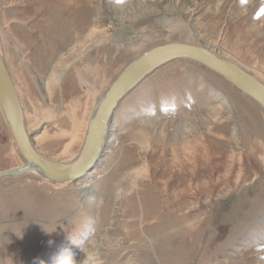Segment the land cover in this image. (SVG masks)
I'll use <instances>...</instances> for the list:
<instances>
[{
    "label": "rangeland",
    "instance_id": "1",
    "mask_svg": "<svg viewBox=\"0 0 264 264\" xmlns=\"http://www.w3.org/2000/svg\"><path fill=\"white\" fill-rule=\"evenodd\" d=\"M75 1L63 22L46 0L0 1V31L10 47L25 44L17 50L20 63L27 59L28 99L46 117L30 138L50 159L79 151L83 125L104 87L158 43L209 46L264 83V0ZM48 9L67 30L63 44L61 31L44 24L29 35L30 24ZM39 40L51 48L45 59ZM54 59H63L62 83L74 81L76 91L62 92L59 81L46 85ZM76 68L83 71L79 86ZM72 99L83 123L65 132L58 115L45 111L61 112ZM109 129L86 177L59 185L32 172L0 177V264H53L65 249L74 264H264V113L253 102L219 75L176 59L127 93ZM21 164L0 110V171ZM163 183L167 194L188 188L187 209H172L170 216L193 237L177 239L174 228L141 220Z\"/></svg>",
    "mask_w": 264,
    "mask_h": 264
},
{
    "label": "water",
    "instance_id": "2",
    "mask_svg": "<svg viewBox=\"0 0 264 264\" xmlns=\"http://www.w3.org/2000/svg\"><path fill=\"white\" fill-rule=\"evenodd\" d=\"M176 59L195 62L219 75L264 113V83L252 73L209 46L182 40L166 41L149 47L123 68L92 107L77 157L69 163L57 162L41 156L34 148L17 93L0 56V110L23 162L19 167L0 171V177L35 171L41 178L58 185L79 179L97 162L119 102L152 71Z\"/></svg>",
    "mask_w": 264,
    "mask_h": 264
},
{
    "label": "bare ground",
    "instance_id": "3",
    "mask_svg": "<svg viewBox=\"0 0 264 264\" xmlns=\"http://www.w3.org/2000/svg\"><path fill=\"white\" fill-rule=\"evenodd\" d=\"M1 1V0H0ZM40 1H44V0H40ZM47 2L49 3H53L55 4V11L57 12V15L55 17H62L63 19L60 21V22H63L65 19L69 20L71 17H72V14H69V9H70V6L72 4H74L75 2L77 1H73V0H46ZM66 3H65V2ZM73 1V3H72ZM48 3V4H49ZM46 4V3H45ZM52 5V4H51ZM81 6V5H80ZM52 7V6H51ZM1 10V9H0ZM62 10H65L66 12L62 11ZM54 11V12H55ZM68 12V13H67ZM68 14L71 15L70 17H68ZM48 15V16H47ZM51 15V11L50 9H48L47 13L45 14L44 18H41L39 20H35L33 21L30 26H29V29H30V36H35V32L38 33V29L40 28V26L42 24H44V26H48L49 28H52L51 31L53 30H60L61 31V35L60 37L63 38L62 41L60 42V44H63L65 37L67 34L65 33L67 30L66 29H62L61 26L57 25L54 23L53 21V17H49ZM68 17V18H67ZM66 20V21H67ZM61 25V24H60ZM64 26V25H63ZM43 27V26H42ZM41 27V28H42ZM40 30V29H39ZM183 30V29H182ZM259 30V29H258ZM48 31L50 32V29H48ZM181 31L179 30V33ZM32 33H34L35 35H33ZM260 34V33H259ZM259 34H258V37H259ZM256 37V36H255ZM9 41L11 40H8V36L7 38L5 37L4 35V31L1 32L0 31V56L3 60V62L5 63V66L7 68V71H9L8 73L10 74L9 76H11L10 78L12 79V83H13V86L15 88V91H18L19 94L21 95V97L24 99V102H25V106H26V109L27 110H23V106H22V110H23V114H24V120H25V127H26V130H27V133L29 134L30 133V130L32 129H36L39 124L41 123V120L45 117L43 116L42 114V111L40 109V107L38 105H35L36 103L32 104L30 103L29 99H28V94H27V90H28V87H27V59L23 58L21 63L19 62V59H21L18 55V50L17 49H21L22 50L24 49L25 50V44H22V46H20L19 48H16L14 47L13 45L10 47V44H9ZM170 41V40H169ZM185 41H188V40H185ZM191 42V41H189ZM159 44V43H158ZM224 45V44H223ZM44 46V43L42 40H39L37 41V50L41 53V55L43 56V58L45 59V55L47 54H50L51 53V48H43ZM259 46V45H258ZM217 47V46H216ZM219 47V46H218ZM59 48H57L58 50ZM147 49V48H146ZM37 51V52H38ZM22 52V51H21ZM57 53V51H56ZM59 53V52H58ZM69 54H71V51L69 52ZM74 54V53H73ZM57 58V57H56ZM79 58V57H78ZM65 59V58H64ZM56 60L55 64H53V68L50 70L49 72V76H47V82H46V85L48 84V82H53L55 81V84L58 83V81L60 82V90L62 92H66L67 89H69V87H75V82L74 81H71L70 79H67L65 80V85L62 83V81H64V77L65 76H62V71H58L57 68H58V65H61V63H63V59H61L60 61H58V59H54ZM90 60V59H89ZM88 64V63H87ZM88 66V65H87ZM91 67V66H90ZM85 73L84 75L85 76H88L89 73L91 71H87V68L84 67L83 68ZM82 72L81 70L77 69L75 71H73V75L75 77V81H76V84L78 82V86L80 85L79 83L84 80L83 78H81V75H82ZM257 73V72H256ZM83 76V75H82ZM57 82V83H56ZM99 82V79L96 78V82L95 83H98ZM100 83V82H99ZM107 85H110V84H107ZM108 87V86H107ZM107 87L105 88L104 87V92L106 91ZM49 88H51V85H49ZM89 88V87H87ZM77 88L75 87L74 88V91H76ZM103 92V93H104ZM17 93V92H16ZM103 93L100 95V97L103 95ZM93 94V93H92ZM18 95V94H17ZM36 96V95H35ZM100 97L98 98V100L100 99ZM19 98V96H18ZM29 98H32V96H30L29 94ZM35 99V98H34ZM37 99V98H36ZM31 100V99H30ZM97 100V101H98ZM95 101V102H97ZM34 102V101H33ZM92 102V101H91ZM39 103V102H38ZM77 103L78 101H74L73 99L67 104H65L63 110L61 112H56L55 109L53 108L52 110H47L45 111L46 113L50 114H54L53 116L55 117L56 114L58 115L56 119L57 121V126L59 128H62L65 132L66 131H69V132H72V130H76L77 128V125H78V122L80 120L77 119ZM95 105V104H94ZM93 105V106H94ZM62 106V105H61ZM92 106V107H93ZM127 106V105H126ZM63 107V106H62ZM92 107H91V110H92ZM50 108V107H49ZM62 109V108H61ZM58 110V108H57ZM60 110V109H59ZM90 110V112H91ZM26 112V114H25ZM89 112V114H90ZM88 113V112H87ZM31 114V115H30ZM27 115L29 117L30 120H26V116ZM247 115V114H246ZM32 116V117H30ZM89 117V115H88ZM88 117L83 124V128L85 126V130H84V133L86 132V128H87V120H88ZM46 118V117H45ZM48 118V117H47ZM44 121V120H43ZM255 121V120H254ZM82 122V121H80ZM83 123V122H82ZM254 124V123H253ZM80 125V126H81ZM259 126V125H258ZM82 128V129H83ZM257 128V127H256ZM111 130L108 128V131ZM108 133V132H107ZM30 135V134H29ZM85 135V134H84ZM107 135V134H106ZM46 137H48V135L46 134ZM74 138V137H73ZM112 138V136H111ZM51 139V138H50ZM53 139V137H52ZM75 139V138H74ZM107 140V137L105 136L104 137V141H103V145H102V149H101V152L102 150L104 149L105 145H106V141ZM50 141V140H49ZM73 142V141H71ZM75 145V144H74ZM69 146H71V143L69 142L68 144H66L65 147H68L69 149ZM15 147V146H14ZM81 148V147H80ZM80 150V149H79ZM38 152V151H37ZM79 152V151H78ZM78 152H76L75 154L71 155L70 157L66 158V159H62V160H58L57 158L55 159H51L53 161H57V162H62V163H69L71 161H73L76 157H77V154ZM41 156L47 158V159H50L49 157H46L45 155H43L41 152H38ZM45 154V153H44ZM173 155V154H172ZM191 157V156H190ZM178 159V158H177ZM96 164V163H95ZM23 165V162L22 164ZM182 167V166H180ZM11 169V168H10ZM32 173H35V171H31ZM88 174L90 173H87L85 174L84 176L86 177ZM198 178V177H196ZM192 179V178H191ZM197 179H194V181H196ZM199 180V179H198ZM155 182V181H154ZM158 183V182H157ZM168 183V182H167ZM165 183L162 184V187L165 189L164 192L159 190L160 192H163L160 196H156V197H153V202L152 203H147V205H145L146 207H143L142 205V210H141V220L142 221H146L147 220H151L153 219L155 221L153 227H155L156 229H158V224H160V222L163 223V227H166V229L169 230V228H174L175 231L171 234H174V235H178L177 236V239L179 237H182V238H185V237H193L194 236V233L192 232H188L187 229H185V227L187 226H184L182 224V221L179 219V218H176V217H171L170 215H172V212H174L175 210H172V209H180L181 206H185L186 209H187V206L184 204L186 199H187V196H188V188H184L182 190H180L178 193H168L166 192V186L164 185ZM193 184V183H192ZM58 185V184H56ZM141 185V184H140ZM155 185V184H154ZM159 185V184H157ZM168 185V184H167ZM142 186V185H141ZM202 185H200L201 187ZM162 189V188H160ZM157 190V189H156ZM196 191V190H195ZM142 193V191H140ZM148 193V192H147ZM150 193V192H149ZM148 193V194H149ZM147 194V195H148ZM143 195V194H142ZM146 195V194H144ZM143 195V197L145 198V196ZM150 195V194H149ZM197 195V194H196ZM141 199L142 203L145 202V200ZM147 198V197H146ZM144 200V202H143ZM151 202V201H150ZM146 204V202H145ZM183 206V207H184ZM161 209V211H159ZM132 212V211H131ZM162 213V214H161ZM188 214V212H187ZM188 221V220H187ZM153 222V221H152ZM145 223V222H144ZM173 229V230H174ZM196 232V231H195ZM153 235V234H152ZM182 241V240H181ZM188 243V242H187ZM181 244V243H180ZM192 246V245H191ZM198 246V245H196ZM200 247V246H199ZM191 248V247H190ZM198 248V247H196ZM167 251V250H166ZM168 252V251H167ZM203 252V251H202ZM191 253V252H189ZM242 264H245V263H242Z\"/></svg>",
    "mask_w": 264,
    "mask_h": 264
},
{
    "label": "clouds",
    "instance_id": "4",
    "mask_svg": "<svg viewBox=\"0 0 264 264\" xmlns=\"http://www.w3.org/2000/svg\"><path fill=\"white\" fill-rule=\"evenodd\" d=\"M53 264H74V260L71 253L65 249L54 258Z\"/></svg>",
    "mask_w": 264,
    "mask_h": 264
}]
</instances>
